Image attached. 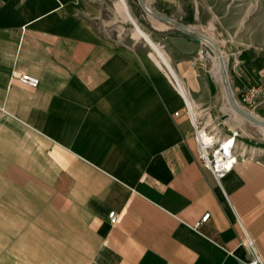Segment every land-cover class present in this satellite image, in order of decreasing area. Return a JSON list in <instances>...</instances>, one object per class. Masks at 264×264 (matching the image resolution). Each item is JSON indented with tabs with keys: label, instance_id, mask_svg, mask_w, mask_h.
<instances>
[{
	"label": "crops",
	"instance_id": "obj_1",
	"mask_svg": "<svg viewBox=\"0 0 264 264\" xmlns=\"http://www.w3.org/2000/svg\"><path fill=\"white\" fill-rule=\"evenodd\" d=\"M192 50L168 61L227 135ZM154 60L77 18L71 0H0V264H241L244 235L264 261V143L236 132L217 184Z\"/></svg>",
	"mask_w": 264,
	"mask_h": 264
},
{
	"label": "rangeland",
	"instance_id": "obj_2",
	"mask_svg": "<svg viewBox=\"0 0 264 264\" xmlns=\"http://www.w3.org/2000/svg\"><path fill=\"white\" fill-rule=\"evenodd\" d=\"M124 1L139 29L166 58L176 49H193L189 53L196 71L205 77L210 75L217 87V110L226 112L222 119L227 120L226 126L252 144L264 143V132L259 127L229 112V105L236 101L245 112L264 121V0ZM71 2L77 18L93 20L97 30L114 43L143 49L146 57L154 60L149 44L133 36V26L117 12L116 0ZM83 245L76 243L82 256Z\"/></svg>",
	"mask_w": 264,
	"mask_h": 264
},
{
	"label": "built area",
	"instance_id": "obj_3",
	"mask_svg": "<svg viewBox=\"0 0 264 264\" xmlns=\"http://www.w3.org/2000/svg\"><path fill=\"white\" fill-rule=\"evenodd\" d=\"M169 79L178 91V95L182 101V112L191 126L197 159L218 184L219 180L227 174L236 163V151L239 137L234 132L228 133L227 135L220 134L217 129L218 125L215 122L211 121L206 123L205 114L200 111L197 112L192 108L184 89L179 85L178 81L171 75H169ZM18 80L30 87H35L37 84L36 79L24 74L19 75ZM254 93H256V91H254ZM173 115L176 116L177 112L173 113ZM207 217L208 214H204L192 227L196 228L199 224L203 223ZM107 220L109 224H114L115 215L113 212L107 214ZM244 246L247 250V257L241 261V264H264V261L257 252L253 238L244 235Z\"/></svg>",
	"mask_w": 264,
	"mask_h": 264
},
{
	"label": "bare ground",
	"instance_id": "obj_4",
	"mask_svg": "<svg viewBox=\"0 0 264 264\" xmlns=\"http://www.w3.org/2000/svg\"><path fill=\"white\" fill-rule=\"evenodd\" d=\"M115 8H116L117 12L119 13V15L121 16V18L123 20L129 22L133 26V30H132L133 31L132 32L133 33V36H135L137 38H142L152 48V50L154 51V54H153V57L155 59L154 62L158 65V67L164 73V75L166 76V78L169 79V75H171L173 78H175L178 81V79L176 78V75H175V73H174V71H173V69H172V67H171L168 59L163 54V51H161L150 40V38L144 32H142L139 29V27L135 23V20H133V18L129 14V11L127 9V6L125 4V1L124 0H116ZM212 60H213L212 61L213 62V69L218 74L219 69H218L217 63L215 61V58L212 57ZM220 80H221V78H220ZM178 83H179V81H178ZM179 85L181 86L180 83H179ZM229 112H230V114L234 115L239 120L248 121L249 123H251V124L259 127L264 132V121L262 119L258 118V117H255V116H253V115L245 112L243 110V108L236 101L232 102L231 105H229ZM195 114H196V112H195ZM204 114H205V117H206L205 122L206 123H209L210 122V119H209L207 113L204 112Z\"/></svg>",
	"mask_w": 264,
	"mask_h": 264
},
{
	"label": "water",
	"instance_id": "obj_5",
	"mask_svg": "<svg viewBox=\"0 0 264 264\" xmlns=\"http://www.w3.org/2000/svg\"><path fill=\"white\" fill-rule=\"evenodd\" d=\"M185 33H187V34H191V33H189L188 31H185ZM223 83H224L223 86L226 87L227 84H225V82H223Z\"/></svg>",
	"mask_w": 264,
	"mask_h": 264
}]
</instances>
